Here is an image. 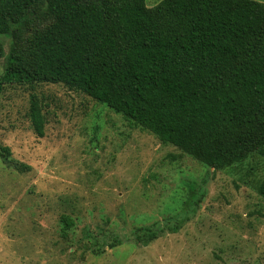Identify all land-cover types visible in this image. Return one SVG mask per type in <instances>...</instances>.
Here are the masks:
<instances>
[{
	"label": "rangeland",
	"instance_id": "374dc122",
	"mask_svg": "<svg viewBox=\"0 0 264 264\" xmlns=\"http://www.w3.org/2000/svg\"><path fill=\"white\" fill-rule=\"evenodd\" d=\"M49 25L35 24L20 44ZM0 43L7 52L10 40ZM32 95L43 137L29 118ZM0 145L11 151L0 156V264H264L263 155L212 170L89 96L47 83L3 88ZM146 230L158 237L143 244ZM110 239L121 244L94 254L92 244Z\"/></svg>",
	"mask_w": 264,
	"mask_h": 264
},
{
	"label": "trees",
	"instance_id": "16d2710c",
	"mask_svg": "<svg viewBox=\"0 0 264 264\" xmlns=\"http://www.w3.org/2000/svg\"><path fill=\"white\" fill-rule=\"evenodd\" d=\"M43 21L50 25L20 44ZM0 35L10 40L7 52L0 43V92L62 84L216 171L264 156L263 3L162 0L147 8L145 0H0ZM29 118L43 137L34 95ZM10 155L0 145V156ZM256 191L264 199V180ZM63 220L69 229L72 222ZM157 237L146 230L139 240ZM120 244L92 245L100 255Z\"/></svg>",
	"mask_w": 264,
	"mask_h": 264
}]
</instances>
